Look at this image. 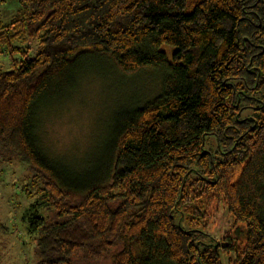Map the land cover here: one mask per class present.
I'll list each match as a JSON object with an SVG mask.
<instances>
[{
    "label": "trees",
    "instance_id": "obj_1",
    "mask_svg": "<svg viewBox=\"0 0 264 264\" xmlns=\"http://www.w3.org/2000/svg\"><path fill=\"white\" fill-rule=\"evenodd\" d=\"M17 1L0 23V158L32 172L33 264H264V0ZM106 65L151 69L157 94L115 114L100 156L51 157L41 110ZM221 202L244 225L230 248L209 231Z\"/></svg>",
    "mask_w": 264,
    "mask_h": 264
},
{
    "label": "rangeland",
    "instance_id": "obj_2",
    "mask_svg": "<svg viewBox=\"0 0 264 264\" xmlns=\"http://www.w3.org/2000/svg\"><path fill=\"white\" fill-rule=\"evenodd\" d=\"M18 8L17 0H0V23L8 22ZM24 44L30 47L32 55L36 53L37 45L29 40ZM8 63L9 57L0 53V67L7 69ZM108 66L90 69L68 95L41 110L37 132L51 157L74 166L100 156L111 134L115 114L157 94L159 80L151 69L126 76ZM31 175V170L12 154L0 158V223L6 226L0 228V264H33L37 259L35 243L23 218L35 199H29L23 189ZM213 208L209 231L214 239L228 248L236 240L241 242L244 225L237 224L236 234L224 204L214 203ZM39 210L46 213L43 206ZM97 264L110 263L104 260Z\"/></svg>",
    "mask_w": 264,
    "mask_h": 264
}]
</instances>
